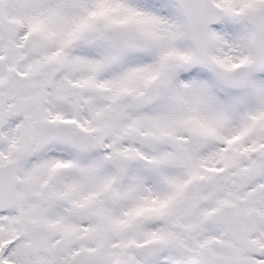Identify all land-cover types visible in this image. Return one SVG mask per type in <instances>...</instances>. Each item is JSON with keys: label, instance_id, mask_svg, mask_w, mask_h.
Returning a JSON list of instances; mask_svg holds the SVG:
<instances>
[{"label": "snow or ice", "instance_id": "6c2138e0", "mask_svg": "<svg viewBox=\"0 0 264 264\" xmlns=\"http://www.w3.org/2000/svg\"><path fill=\"white\" fill-rule=\"evenodd\" d=\"M0 264H264V0H0Z\"/></svg>", "mask_w": 264, "mask_h": 264}]
</instances>
